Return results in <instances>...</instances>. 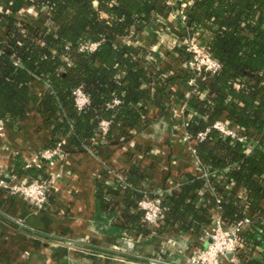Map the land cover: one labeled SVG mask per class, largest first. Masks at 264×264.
<instances>
[{
	"label": "trees",
	"instance_id": "1",
	"mask_svg": "<svg viewBox=\"0 0 264 264\" xmlns=\"http://www.w3.org/2000/svg\"><path fill=\"white\" fill-rule=\"evenodd\" d=\"M28 7L40 12L42 27L22 19ZM176 7L167 0H0V27L6 29V38H0V124L13 126L37 105L52 126L49 147L64 139L67 153L89 145L102 121L110 122L108 137L115 129L140 124L152 89L166 86L171 77L147 59L153 55L161 61L158 53L134 42L138 36H155L162 18ZM184 12L186 27L197 28L196 40L221 62L219 71L198 78L204 96L192 102L188 133L201 164L215 170L210 184L223 196V222L230 226L250 216V231L242 235L254 239L260 229L264 235V0H195ZM91 42H98L95 51L80 49ZM177 50L187 60L184 47ZM247 78L258 82L249 84ZM36 81L46 87L42 94L34 90ZM77 88L89 99L81 110ZM222 119L238 125L247 142L220 137L215 129L205 140L196 139ZM29 173L48 180L45 172ZM234 182L245 188L247 203L235 201ZM204 186L203 179L187 177L179 192H164L159 198L164 219L185 215L193 218L192 229L205 225L201 211L207 203L197 206ZM143 224L150 231L162 227V222L154 229Z\"/></svg>",
	"mask_w": 264,
	"mask_h": 264
},
{
	"label": "crops",
	"instance_id": "2",
	"mask_svg": "<svg viewBox=\"0 0 264 264\" xmlns=\"http://www.w3.org/2000/svg\"><path fill=\"white\" fill-rule=\"evenodd\" d=\"M21 12L23 20L43 26L36 8ZM161 21L159 36L142 35L134 42L158 53L161 61L153 55L147 59L153 69L164 68L171 77L166 86L152 89L140 124L115 129L110 137L108 131L99 132L89 145L50 160L43 151L51 148L52 126L37 105L13 126L0 124L1 178H35L32 170L54 178L41 210L0 187V264H185L207 245V233L220 215L217 193L200 175L193 153L196 142L184 140L196 95L187 82L186 59L176 49L183 34L180 21L174 10ZM0 38H6L2 27ZM33 87L41 94L46 89L38 81ZM187 177L204 180L197 206L207 203L201 214L208 223L194 230L191 216L171 214L159 231L147 229L137 205L141 190L179 192ZM230 188L236 202L247 203L241 184L234 182ZM243 237V246L224 256L221 264H264V235Z\"/></svg>",
	"mask_w": 264,
	"mask_h": 264
},
{
	"label": "built area",
	"instance_id": "3",
	"mask_svg": "<svg viewBox=\"0 0 264 264\" xmlns=\"http://www.w3.org/2000/svg\"><path fill=\"white\" fill-rule=\"evenodd\" d=\"M181 3L179 8L176 7L175 0H167V4L176 7V17L180 23L185 26L183 34L181 36V43L185 52L188 54L186 60L187 68L189 71L188 85L192 89L194 95L204 96L199 90L198 78L204 72L216 73L221 68V62L216 54L209 51L204 45L200 44L197 40L198 29L189 26L186 27L187 16L184 12L185 8L192 5L195 0H179ZM1 12V9H0ZM98 46V42H91L82 44L80 49L87 51H95ZM76 106L79 110L83 109L88 104L87 95L77 88L75 91ZM192 115V114H191ZM190 115V117H191ZM190 119V118H189ZM109 121L101 122V132L106 133L109 129ZM212 129L217 131V135L223 138H229L234 141L247 142V137L241 135L238 125L229 120H218L211 127L205 130L199 131L196 135V139L199 141L205 140ZM191 139L189 133L185 134L184 140ZM64 139L60 140L54 147L45 149L43 156L45 159H52L56 156H61L65 153ZM195 155V161L200 165V175L206 181H210V177L215 173L206 166H203L196 155L195 149H193ZM53 177L46 181H39L34 178H25L21 180L10 181L0 177V187L6 190H10L13 193L21 195L28 203L34 206L35 209L41 210L48 199V193L52 189ZM212 187V190L214 187ZM174 191V190H173ZM172 192V191H170ZM163 192L159 191H145L141 190L140 198L137 202L138 208L143 213V220L150 228L157 227L164 219L163 207L160 204V196ZM216 201L218 209L220 208L223 199L218 194L216 195ZM252 224L250 216L246 215L243 219H240L236 223L226 226L223 222L221 215H218L213 222L211 230L207 233L208 243L201 248L197 254L191 256L185 264H221L223 257L229 253H235L243 246L244 237L243 232L250 228ZM262 232V230H258Z\"/></svg>",
	"mask_w": 264,
	"mask_h": 264
},
{
	"label": "rangeland",
	"instance_id": "4",
	"mask_svg": "<svg viewBox=\"0 0 264 264\" xmlns=\"http://www.w3.org/2000/svg\"><path fill=\"white\" fill-rule=\"evenodd\" d=\"M179 8V7H178ZM159 34H161V32H159ZM158 32H157V35L159 36ZM178 38H180V36H178ZM179 46H183L182 43H181V40H179ZM178 49V47L176 48Z\"/></svg>",
	"mask_w": 264,
	"mask_h": 264
}]
</instances>
